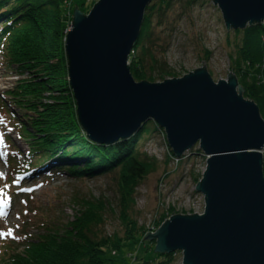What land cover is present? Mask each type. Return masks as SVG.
I'll return each instance as SVG.
<instances>
[{"label": "water", "instance_id": "1", "mask_svg": "<svg viewBox=\"0 0 264 264\" xmlns=\"http://www.w3.org/2000/svg\"><path fill=\"white\" fill-rule=\"evenodd\" d=\"M152 0H99L74 10L66 34L68 83L86 139L113 146L148 121L163 130L180 159L196 144L207 156L196 192L202 214L175 215L145 241L182 264H264V121L244 100L236 77L214 83L202 68L162 83L135 82L128 58ZM226 30L264 22V0H209Z\"/></svg>", "mask_w": 264, "mask_h": 264}, {"label": "trees", "instance_id": "2", "mask_svg": "<svg viewBox=\"0 0 264 264\" xmlns=\"http://www.w3.org/2000/svg\"><path fill=\"white\" fill-rule=\"evenodd\" d=\"M66 1L0 0V69L25 77L5 93V100L0 98V107L19 127V140L28 145L26 162L16 168V175L46 169L52 171V176L63 173L76 179L112 174L117 187L116 209L107 200L79 199L71 220L65 224L41 222L32 226L37 230L33 235L26 227L14 239H0V255L6 253L0 264H117L109 252L121 250L127 242L139 243L145 235L146 230L137 226L130 211L135 189L156 166L154 157L141 148L145 136L152 132L149 126L154 131L158 127L145 123L131 139L113 146L86 139L68 83L64 53L69 25ZM193 2L188 0L186 5ZM161 6L169 8V0H152L145 9L130 64L135 82L174 78L166 63L150 52L151 18L155 11L161 15ZM233 32L242 38L237 59H230L232 70L244 97L256 104L264 119V85L260 78L264 73V28L254 25ZM107 211L116 215L125 228L124 238L98 237ZM171 255L157 254L167 264L172 261Z\"/></svg>", "mask_w": 264, "mask_h": 264}, {"label": "rangeland", "instance_id": "3", "mask_svg": "<svg viewBox=\"0 0 264 264\" xmlns=\"http://www.w3.org/2000/svg\"><path fill=\"white\" fill-rule=\"evenodd\" d=\"M98 1L67 0L69 25L65 34L71 29L74 10L87 15ZM187 1L169 0V8L161 6V15L156 11L153 13L150 52L172 70L174 78L165 80L179 79L193 73L202 68L203 62L214 83L218 80L227 81L229 73L235 76L230 59H237L242 36L235 35L233 30H226L220 11L212 1L195 0L191 6L186 5ZM261 26L264 28V22ZM65 41L66 37L64 53ZM132 56L133 52L128 58L129 68ZM260 75L264 85V73ZM24 78L11 71H0V94L4 93V90H11L15 83ZM162 82L164 81L154 83ZM239 86L242 88L240 84ZM242 97L248 100L244 97V92ZM0 115V122L8 125L5 130L11 134L12 139L11 143L7 140V145L11 146L8 151L5 140L0 135V238L14 239L20 236L26 227V231L33 235L37 230L32 226L41 222L65 224L67 220H71L79 199L107 200L116 209L117 187L112 174L104 173L91 178L76 179L66 174L44 177L40 173L38 178L29 179L20 186L13 185L12 176L16 173V168L26 162L22 157L26 156L29 150L25 141L18 140L14 132L15 123L7 118L4 111ZM262 120L264 121L263 118ZM149 127L152 132L145 136L146 141L141 150L149 157H154L157 163L135 189L134 206L130 211L132 220L146 231L139 243L131 245L127 242L121 250L109 252L117 264H167L162 260L163 257L160 259L154 252L155 242L145 241V236L148 233L154 234L171 216L202 214L204 211V197L196 192L195 186L202 179L208 157L196 144L180 159L176 158L167 146L163 130L158 127L154 131L152 125ZM16 128L18 132L19 127ZM21 189L23 194L11 195L14 190ZM8 196L11 199L13 196V199L8 203L9 210L4 211V206L9 202ZM105 217L98 237L116 235L124 238L125 228L120 225L116 215L107 211ZM162 218L164 219L161 220ZM18 250L21 251V248ZM4 255L6 253L0 255V258ZM171 260L169 264H182V253H173Z\"/></svg>", "mask_w": 264, "mask_h": 264}, {"label": "bare ground", "instance_id": "4", "mask_svg": "<svg viewBox=\"0 0 264 264\" xmlns=\"http://www.w3.org/2000/svg\"><path fill=\"white\" fill-rule=\"evenodd\" d=\"M52 171L50 170V169H46V173H51ZM61 174H63V173H61ZM51 175V174H50ZM43 176H46V174H44ZM22 179V178H21ZM22 180H24V179H22ZM24 183H26V181H24ZM21 191H22V189H21Z\"/></svg>", "mask_w": 264, "mask_h": 264}]
</instances>
